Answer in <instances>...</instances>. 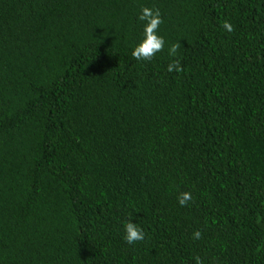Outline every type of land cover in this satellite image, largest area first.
I'll list each match as a JSON object with an SVG mask.
<instances>
[{
    "label": "trees",
    "instance_id": "1",
    "mask_svg": "<svg viewBox=\"0 0 264 264\" xmlns=\"http://www.w3.org/2000/svg\"><path fill=\"white\" fill-rule=\"evenodd\" d=\"M196 258L264 264V0H0V264Z\"/></svg>",
    "mask_w": 264,
    "mask_h": 264
},
{
    "label": "clouds",
    "instance_id": "2",
    "mask_svg": "<svg viewBox=\"0 0 264 264\" xmlns=\"http://www.w3.org/2000/svg\"><path fill=\"white\" fill-rule=\"evenodd\" d=\"M139 24L142 25V39L135 44L131 49V56L138 62H150L153 57L164 50L165 40L159 32V26L162 24L161 12L157 8L141 7L139 14L136 17ZM224 28L231 31V25L225 23ZM178 44L173 43L168 49L167 54L170 57L176 56ZM169 73L175 71L179 73L181 68L179 62L173 60L167 66ZM191 198L189 193H182L178 197V203L183 206L186 201ZM124 241L128 245H132L135 242L142 241L144 239L143 229L136 223H132L131 220L123 224ZM194 238L199 239L200 233L193 234ZM196 264H199V259L196 258Z\"/></svg>",
    "mask_w": 264,
    "mask_h": 264
}]
</instances>
